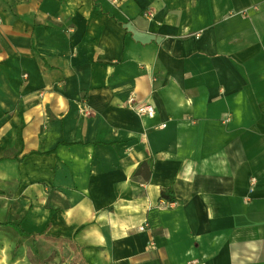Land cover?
<instances>
[{
    "label": "crops",
    "instance_id": "0c3cea01",
    "mask_svg": "<svg viewBox=\"0 0 264 264\" xmlns=\"http://www.w3.org/2000/svg\"><path fill=\"white\" fill-rule=\"evenodd\" d=\"M9 219L63 264H264V0H0Z\"/></svg>",
    "mask_w": 264,
    "mask_h": 264
},
{
    "label": "rangeland",
    "instance_id": "374dc122",
    "mask_svg": "<svg viewBox=\"0 0 264 264\" xmlns=\"http://www.w3.org/2000/svg\"><path fill=\"white\" fill-rule=\"evenodd\" d=\"M14 219L18 220L19 217ZM4 236H6L5 240ZM0 238V243H2V241L6 243L4 246L7 247V261L10 264H16L17 260H19L20 264H30L28 253L31 250V239L24 238L19 241L18 234L12 228H4L1 226ZM2 247L3 245H0V248ZM39 248L42 253L45 254V264H63L68 263L70 260L71 263H82V261H80V255L78 254V248L70 242L50 238H39ZM13 253H15V255H13ZM58 253H60V255L56 256Z\"/></svg>",
    "mask_w": 264,
    "mask_h": 264
},
{
    "label": "trees",
    "instance_id": "16d2710c",
    "mask_svg": "<svg viewBox=\"0 0 264 264\" xmlns=\"http://www.w3.org/2000/svg\"><path fill=\"white\" fill-rule=\"evenodd\" d=\"M152 170H153L152 158L145 159L138 165L132 177L134 180L141 179L143 182H145L150 178L152 174ZM161 199L167 200V201H175L176 196H175L174 190L171 187L162 188ZM3 224L12 227L20 235V237H30L32 239V248L28 253L31 264H45L46 262V259H44L45 254H43L39 250V247L37 244L38 236H41L44 233H39V234L29 233L20 226L19 222L15 220H11V219L7 220Z\"/></svg>",
    "mask_w": 264,
    "mask_h": 264
},
{
    "label": "built area",
    "instance_id": "2783aa9c",
    "mask_svg": "<svg viewBox=\"0 0 264 264\" xmlns=\"http://www.w3.org/2000/svg\"><path fill=\"white\" fill-rule=\"evenodd\" d=\"M146 16L151 18L152 17V13L150 11L146 12ZM25 76H27L25 74ZM128 105H130L131 107L135 108V110L137 111L138 114L142 115V116H149V117H153L155 115V107L152 104L149 103H140V104H136L135 103V98L131 97L128 100ZM80 112H83L85 114H89L90 110L88 108V106H83V108L80 109ZM166 123L162 124L161 127H165ZM161 207H172L175 205V201H167V200H162L161 202ZM140 229H145V225L141 226ZM154 242H151V245H153Z\"/></svg>",
    "mask_w": 264,
    "mask_h": 264
}]
</instances>
